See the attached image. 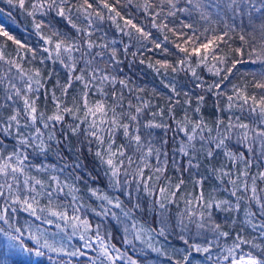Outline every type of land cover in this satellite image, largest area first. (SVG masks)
Returning a JSON list of instances; mask_svg holds the SVG:
<instances>
[{
  "label": "snow or ice",
  "instance_id": "6c2138e0",
  "mask_svg": "<svg viewBox=\"0 0 264 264\" xmlns=\"http://www.w3.org/2000/svg\"><path fill=\"white\" fill-rule=\"evenodd\" d=\"M7 3L41 42L27 47L0 25V235L9 248L54 254V264H139L130 254L138 245L169 264H191L193 253L204 264H264V0ZM169 43L176 63L148 67L193 83L185 90L170 79L160 106L122 77L121 56L169 54ZM57 64L63 80L44 71ZM117 235L127 249L111 242ZM173 236L185 247L168 255L155 246Z\"/></svg>",
  "mask_w": 264,
  "mask_h": 264
},
{
  "label": "trees",
  "instance_id": "16d2710c",
  "mask_svg": "<svg viewBox=\"0 0 264 264\" xmlns=\"http://www.w3.org/2000/svg\"><path fill=\"white\" fill-rule=\"evenodd\" d=\"M122 13L127 12L129 9L126 7H121L120 9ZM133 15L136 16L137 21L149 25V21L144 18L143 15H140L136 12L133 13ZM183 18V17H181ZM193 22H195L196 26L199 28L207 27V22L203 21L199 18L197 14H193L192 17ZM107 23V22H106ZM0 25H3L5 27V30L9 31L11 35H13L16 39L20 40L22 43H24L27 47H33V48H40L41 42L39 38L34 34L33 32V25L31 22V18L28 17L22 10H19L16 7H12L7 3V0H0ZM217 28H223V24H215L214 25ZM150 27V25H149ZM176 27L178 28L179 25L177 24ZM111 31H115L114 26L111 29ZM152 31L155 33V29H152ZM184 31H188L185 29ZM169 40L175 39L171 33H168ZM232 44L233 46L240 43L238 32L231 34ZM6 40L5 37L0 36V43H3ZM170 52L169 54H162L160 50H156V52H140L137 54L135 58L131 54H129L127 57L121 56V59L123 60V63L121 64L122 68V77L126 75L129 77V82L132 85H139L140 87H143L145 91L143 93H139L140 95L145 96V98H153L154 104H159L160 106H165L167 103V94L168 90L165 89L164 85L169 82L170 79L175 78V81L179 87L184 88L185 90H188L192 87V79L190 75H186L184 72H171L170 69L167 70V75H164L165 72L164 69H161V74H157L152 68L148 67V62H151L155 64L157 60H168L170 63L175 64L178 60V56L176 55V50L173 48L172 44L169 43L168 45ZM18 48L16 44H14L12 41H7V51L15 55V51ZM135 47L130 49L131 51H135ZM21 52L24 50L21 49ZM39 55V53H38ZM181 56L183 53L180 54ZM143 59L145 61L144 64L139 63V61ZM35 66H39L38 61L34 62ZM28 67L29 65H25ZM53 67L55 69V72L58 75V78L63 80L64 78V72L61 70L60 66L57 64L55 66L48 65L44 68L45 73L52 71ZM203 72V74L208 77V74L204 72L203 69H198V73ZM243 78V77H242ZM209 80H211V77H208ZM51 83V81H49ZM179 99L183 101L184 97L181 96ZM195 98H193V101ZM41 104V107L44 105L43 97L41 98V101L39 102ZM51 105H49V108ZM213 102L212 99L209 98L207 100V104L205 105L204 112L206 116H211V113L213 112ZM179 115H183L182 112H179V109H177ZM71 148L75 150L77 147L76 145V138L71 137ZM49 161L51 163H56L57 158L55 154L49 157ZM47 162V161H46ZM106 191H110L107 190ZM111 194V193H110ZM183 205L181 203V209ZM175 211V209H173ZM230 215V214H229ZM22 217L25 219L22 220ZM220 219L224 220V214L220 215ZM26 220V215L24 213L20 214L19 223L23 224ZM224 226L226 228L232 227V225L228 224L226 221L224 223ZM122 235V232L121 234ZM120 235L115 236L114 239L111 240L112 243L117 244V246L121 247L122 249H127V245H124L121 243ZM6 237L3 235H0V262H4V264H54V262L57 260V257L54 254L52 255L53 259L50 261L47 256L42 258H37L35 256H28L25 253L21 252L19 249L15 248H6ZM75 243H77L78 246V239L74 238ZM163 242V241H161ZM167 245L170 246L172 249L171 251L167 252L170 255L173 252V249H181L185 246L183 245L182 241H180L175 236L171 237L167 243ZM144 251H137L136 252H130V254L133 255L134 258H137L139 260V264H147V262L153 257L155 253H147V245H143ZM144 252V254H142ZM92 255V253H89ZM156 255H154L155 257ZM159 261L163 264H169V261L166 256H162L158 254ZM73 260V264H78V260L76 258H69L64 257L63 260ZM85 264H87V261H85ZM191 264H204V258L197 253H193V256L191 258Z\"/></svg>",
  "mask_w": 264,
  "mask_h": 264
},
{
  "label": "rangeland",
  "instance_id": "374dc122",
  "mask_svg": "<svg viewBox=\"0 0 264 264\" xmlns=\"http://www.w3.org/2000/svg\"><path fill=\"white\" fill-rule=\"evenodd\" d=\"M25 215H26V219H28L27 214H25ZM23 219H25V218L22 217V220ZM23 222H25V221H23ZM36 223H38V222H36ZM44 227H47L50 232H57L58 231V229H56L54 225H52V226H44ZM5 241H6V243H5L6 244V248L9 249V246H8L9 242H8V240H5ZM72 243L73 244H77V243H75L74 239H73ZM155 246L156 247H162L163 246V247L166 248L167 252L172 250L169 245H167V244L165 245L163 242L156 243ZM140 248H142L143 251L145 252L144 247L138 245V248H137L138 251H140ZM13 249H15V248H13ZM147 251H148L147 253L152 252V253H155L154 255H156L155 257L153 255V257L147 262V264H163L162 262L159 261L158 254L156 252L152 251L150 248H148ZM144 252H142V254H144ZM168 255H170V254L168 253ZM162 256H165V255H162Z\"/></svg>",
  "mask_w": 264,
  "mask_h": 264
}]
</instances>
